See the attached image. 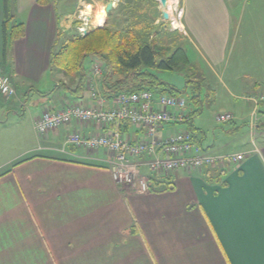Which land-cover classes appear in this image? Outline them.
Listing matches in <instances>:
<instances>
[{
    "label": "crops",
    "instance_id": "crops-1",
    "mask_svg": "<svg viewBox=\"0 0 264 264\" xmlns=\"http://www.w3.org/2000/svg\"><path fill=\"white\" fill-rule=\"evenodd\" d=\"M70 1L11 0L10 12L25 24V35L4 53V0H0V73L10 76L17 90L10 98L0 94V122L1 117L19 115L20 103L28 98L35 105L33 112L28 111L33 130L48 107L97 103L87 89L78 96L60 86L67 82L66 76L50 68V58L68 33L78 32L83 15L92 21L97 4L105 9L112 1L104 24L113 27L115 15L124 16V26L136 18L153 17L148 21L149 40L163 45L157 37L177 34L179 41L201 45L209 69L222 80L228 71L235 72L236 79L250 76L256 85L236 99L254 103L252 120L256 105L260 109L253 125L262 142L251 140L237 152L259 150L223 169L152 174L143 167L140 173L148 178L147 192L117 183L105 150L89 151L68 142L73 131L103 133L105 129L97 124L72 122L51 130L42 135V151L28 149L23 156L8 147L7 155L2 152L6 158L0 160V173L6 170L0 174V264H264V91H257L259 79L252 75L264 68V0H169L168 19L156 0H149L159 9L156 16H151L147 4L141 7L145 10L135 7L136 0H127L119 9L120 0H75V10L69 12ZM208 84L217 96V88ZM105 102L111 105L113 100ZM198 106L190 112L195 119L201 112ZM225 112L236 116L229 123L245 121V114L239 115L235 107ZM170 129L166 124L161 135L167 136ZM128 131L135 139L143 138L133 126ZM232 132L233 128L226 130ZM193 136L203 151L222 154L215 153L220 152L216 144L206 149Z\"/></svg>",
    "mask_w": 264,
    "mask_h": 264
},
{
    "label": "built area",
    "instance_id": "built-area-1",
    "mask_svg": "<svg viewBox=\"0 0 264 264\" xmlns=\"http://www.w3.org/2000/svg\"><path fill=\"white\" fill-rule=\"evenodd\" d=\"M81 20L78 32L83 34L91 27L92 21L87 15H83ZM102 71L101 62L94 63L90 70L92 79L88 82L87 90L90 91V97L97 101L95 105L75 102L57 109L48 107L35 120L34 128L40 135L72 122L97 124L105 129L103 133L90 135L73 131L68 135V142L89 151L103 149L109 153V167L117 183L129 184L139 192H147L148 178L140 173L143 167L152 174H170L178 170L205 167L223 169L227 165L244 161L250 153L259 150L255 148L253 151L210 154L193 141L190 130L162 136L161 132L167 123L186 120V109H189L186 99L183 96L144 90L121 93L112 99L113 103L110 105L100 96L99 86L97 87ZM0 94L7 98L17 94L10 76L1 73ZM216 119L225 123L234 120L235 116L231 112H222L217 114ZM126 121L140 130L143 138L135 139L132 133L126 131ZM253 127L252 124L251 128Z\"/></svg>",
    "mask_w": 264,
    "mask_h": 264
},
{
    "label": "rangeland",
    "instance_id": "rangeland-1",
    "mask_svg": "<svg viewBox=\"0 0 264 264\" xmlns=\"http://www.w3.org/2000/svg\"><path fill=\"white\" fill-rule=\"evenodd\" d=\"M107 0H105L106 2ZM158 1V0H156ZM104 2V3H105ZM127 2V0H120L119 1V7L123 3ZM149 5L152 8V14L151 16H156L159 14V9L155 6H153L152 2L149 0H136V2H133V5L137 7L139 10L144 8H141L142 6L144 7L145 5ZM99 5L97 7V10L93 14V20H92V25L88 29L91 30L93 28H96V26H101L103 25L106 19V12L105 9L103 8V5L98 3ZM153 7L155 11L153 12ZM146 8V7H145ZM83 9V8H82ZM75 10V0H71L70 3L68 4V8L66 11L73 12ZM80 11V10H79ZM149 16V15H146ZM124 17V16H122ZM121 16L115 15L114 17L111 18V23L118 28V30L124 31L129 28V26L132 24L134 27V32L137 33L139 36L142 35V37H145L147 35V30H148V21H153V17H144V18H139L135 21H131L130 23H125L126 26L121 24V21H124ZM104 21V22H103ZM133 22H136L137 25ZM106 23V22H105ZM175 26L178 25V22L175 20ZM118 24V25H117ZM120 24V25H119ZM106 25V24H104ZM103 25V26H104ZM111 27V26H110ZM98 28V27H97ZM154 30V28H152ZM158 35L160 34V31L157 29ZM75 32V29L72 30L70 33H68V38H70ZM178 35L175 34V37H164L162 36L157 37L156 39L160 38L163 46L165 47V53L167 49V53L169 55L172 54V52L177 48V47H183L188 55V58L190 60L189 65L184 68L182 71H161L158 72V76L165 80L168 81L178 88L182 89L184 86L187 84V91L181 94L186 99L187 102V108L186 109V120L183 122H175L172 120L171 122L167 123L168 126H170V132L168 135L175 134L179 131H184V130H190L189 129V118L191 116V111L196 110L197 107H194V102L191 99V84L192 82L186 83L187 79H191V75H197L196 78H203V87H202V92H201V104H199L198 108H200L201 112L198 116V119H195L193 116L192 118V123L193 126L195 124L196 129L194 130L195 136L198 138L199 141H203L202 145L206 149H213L216 144V149L219 150L220 152H215V153H222V154H227V153H233L237 152L240 150H244V147H247L249 144H251V140H254L255 142L258 140V143L262 142V139L259 138V132L256 131V128L253 127L251 128L252 124H256L258 120V114L261 113L260 109L257 111L256 107V113L257 116L254 120L251 119L252 111L254 109V103L252 101H246L243 99H236V97H242L243 95H246L248 91H251V89H247V87H253L256 85L250 76H241L238 79L235 77L233 78L232 76L235 74L233 71H228L227 75H224V80H222L219 77V74L211 72L209 69L205 57L203 54V51L196 44H192L189 40H184V41H179V38L177 37ZM183 34L180 36L182 37ZM153 41H158V40H153ZM60 45V44H59ZM201 46V45H200ZM94 65V61L87 60L85 63L86 68L90 72ZM235 71V68H234ZM253 76L257 77L259 79V86L257 91H264V68H258V70H254L252 73ZM64 79H67V82L70 81V77L66 76ZM208 83L213 85L217 88V96L213 95V91L211 89H208L206 85H209ZM15 85V84H14ZM16 87V86H15ZM254 91V90H252ZM253 93V92H251ZM248 98V96H247ZM258 99V98H257ZM27 103L28 105H23L24 103ZM22 101V104L20 103V111L19 115L16 116H10L9 118L6 117H1L3 122H0V160H4L6 157H3L2 152L7 155V150L8 147H10L11 151L14 154H19L22 153L21 156L25 155L28 153L27 151L32 150L33 151H39L41 148H39V144L42 139V135L37 133L35 130H33L32 125L30 124V121L28 119V115L30 112H33L35 110V105H33V102L29 100ZM247 104L250 105L249 109H247ZM4 108L6 107V104H3ZM253 105V106H252ZM231 107H235L237 110H240L239 115H244L245 121L242 119H237L235 123H223V122H218L216 119L217 114L222 113L225 110H230ZM41 108V106H40ZM244 108L246 109L245 111ZM192 109V110H191ZM30 111V112H28ZM198 111V110H197ZM221 111V112H220ZM7 112V110H6ZM232 113V112H231ZM193 115L195 113H192ZM261 115V114H260ZM2 116V115H1ZM22 116V117H21ZM235 116V114H234ZM21 117L20 119H18ZM236 117V116H235ZM195 119V120H194ZM5 126L3 127V125ZM166 126V125H165ZM229 128H233V132L229 135L226 133V130ZM35 129V128H34ZM19 130L20 133V138L16 137V131ZM15 133V135H14ZM252 134H254L252 136ZM206 136V138H205ZM37 142V144H36ZM205 142V143H204ZM14 145V146H13ZM209 147H208V146ZM30 149V150H28ZM42 151V150H40ZM227 151V152H226ZM26 152V153H25ZM29 154V153H28Z\"/></svg>",
    "mask_w": 264,
    "mask_h": 264
},
{
    "label": "trees",
    "instance_id": "trees-1",
    "mask_svg": "<svg viewBox=\"0 0 264 264\" xmlns=\"http://www.w3.org/2000/svg\"><path fill=\"white\" fill-rule=\"evenodd\" d=\"M11 0H4L2 19V42L4 53L10 45L24 37L25 24L10 12ZM147 30L145 37L139 36L134 29L124 31L104 25L93 28L86 34L75 33L64 42L50 58V68L64 76L69 82L61 81L60 86L73 95L81 96L87 89L90 72L85 66L87 60L99 61L103 65L102 74L98 78L100 94L112 100L121 93H134L144 90L157 94L181 96L188 85L180 89L174 84L161 79L158 72L182 71L190 60L183 47H177L171 55L165 53V47L159 41L149 40ZM183 72V71H182ZM191 75L186 83L191 84V99L194 104L201 102L203 78ZM199 111V110H198ZM193 114L189 118V129L194 133ZM130 122L124 124L125 130L131 128ZM194 138V136H193ZM23 158L13 165L34 157ZM5 171L1 172L5 173Z\"/></svg>",
    "mask_w": 264,
    "mask_h": 264
},
{
    "label": "water",
    "instance_id": "water-1",
    "mask_svg": "<svg viewBox=\"0 0 264 264\" xmlns=\"http://www.w3.org/2000/svg\"><path fill=\"white\" fill-rule=\"evenodd\" d=\"M158 1H159V3L161 4V7L163 8V12H162L163 17H164L165 19H168L169 14H168V12L166 11V8H167V5H168V0H158ZM112 7H113V2L111 1V2H109V3L106 5V8H105L106 14H108V13L111 11ZM103 25H104V24H103ZM103 25H101V26H96V28H97V27H102ZM86 33H88V32H87V31L84 32V34H86Z\"/></svg>",
    "mask_w": 264,
    "mask_h": 264
},
{
    "label": "bare ground",
    "instance_id": "bare-ground-1",
    "mask_svg": "<svg viewBox=\"0 0 264 264\" xmlns=\"http://www.w3.org/2000/svg\"><path fill=\"white\" fill-rule=\"evenodd\" d=\"M169 1V0H168ZM88 9V11H91V7L90 6H87L86 7ZM85 13V12H84ZM104 22V21H103ZM102 25V24H101Z\"/></svg>",
    "mask_w": 264,
    "mask_h": 264
}]
</instances>
